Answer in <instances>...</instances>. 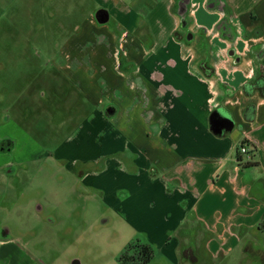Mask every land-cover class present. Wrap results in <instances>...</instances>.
I'll use <instances>...</instances> for the list:
<instances>
[{
    "label": "crops",
    "instance_id": "crops-1",
    "mask_svg": "<svg viewBox=\"0 0 264 264\" xmlns=\"http://www.w3.org/2000/svg\"><path fill=\"white\" fill-rule=\"evenodd\" d=\"M91 1L57 61L83 118L47 158L174 264L198 222L210 242L264 228V0ZM222 114L232 124L216 130ZM244 141L256 167L238 161ZM0 243L19 264L15 240Z\"/></svg>",
    "mask_w": 264,
    "mask_h": 264
},
{
    "label": "rangeland",
    "instance_id": "rangeland-1",
    "mask_svg": "<svg viewBox=\"0 0 264 264\" xmlns=\"http://www.w3.org/2000/svg\"><path fill=\"white\" fill-rule=\"evenodd\" d=\"M92 9L91 0H0V146L9 149L0 153V241L15 240L19 264H119L143 240L128 241L103 205L86 200L80 178L47 158L83 118L81 91L57 61ZM234 231L238 238L210 242L198 222L181 242L182 263L264 264V228ZM143 243L155 251L150 264H174Z\"/></svg>",
    "mask_w": 264,
    "mask_h": 264
},
{
    "label": "trees",
    "instance_id": "trees-1",
    "mask_svg": "<svg viewBox=\"0 0 264 264\" xmlns=\"http://www.w3.org/2000/svg\"><path fill=\"white\" fill-rule=\"evenodd\" d=\"M264 85V84H263ZM260 89L262 90L261 84H252L247 85L245 87V94L251 95L252 90ZM252 108V105L248 106L245 110V115L247 112ZM253 108H255L253 106ZM248 117V115H246ZM242 145H246L249 148H251L253 155L252 160L254 161V154L257 151L256 147L251 144L249 141H244ZM238 161L242 165L244 160L243 157L240 155V151L238 152ZM258 164H255L253 162H247L245 167L252 168L256 167ZM144 240L138 239L136 242L130 244L125 251L120 255L118 258L119 264H150L155 256V251L153 247L149 244L143 243ZM188 252H185L183 255L186 259H192V256L190 254H187ZM193 260V259H192Z\"/></svg>",
    "mask_w": 264,
    "mask_h": 264
},
{
    "label": "water",
    "instance_id": "water-1",
    "mask_svg": "<svg viewBox=\"0 0 264 264\" xmlns=\"http://www.w3.org/2000/svg\"><path fill=\"white\" fill-rule=\"evenodd\" d=\"M105 22H107V19ZM230 124H232V121L229 119L227 114L224 115L222 114V116L220 115V118L215 121V126L217 127L216 130H219L220 128L228 127Z\"/></svg>",
    "mask_w": 264,
    "mask_h": 264
},
{
    "label": "built area",
    "instance_id": "built-area-1",
    "mask_svg": "<svg viewBox=\"0 0 264 264\" xmlns=\"http://www.w3.org/2000/svg\"><path fill=\"white\" fill-rule=\"evenodd\" d=\"M240 155L243 157V160L247 162H253L252 157L253 155L251 154L252 150L246 145H242L239 149Z\"/></svg>",
    "mask_w": 264,
    "mask_h": 264
},
{
    "label": "flooded vegetation",
    "instance_id": "flooded-vegetation-1",
    "mask_svg": "<svg viewBox=\"0 0 264 264\" xmlns=\"http://www.w3.org/2000/svg\"><path fill=\"white\" fill-rule=\"evenodd\" d=\"M0 150H1V151H8L9 149H8V148L6 149V147L1 148V146H0Z\"/></svg>",
    "mask_w": 264,
    "mask_h": 264
}]
</instances>
